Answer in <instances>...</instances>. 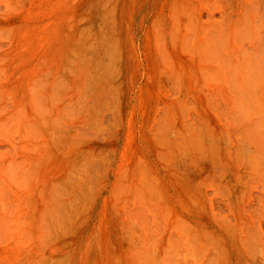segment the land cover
I'll use <instances>...</instances> for the list:
<instances>
[{
  "label": "rangeland",
  "instance_id": "rangeland-1",
  "mask_svg": "<svg viewBox=\"0 0 264 264\" xmlns=\"http://www.w3.org/2000/svg\"><path fill=\"white\" fill-rule=\"evenodd\" d=\"M0 264H264V0H0Z\"/></svg>",
  "mask_w": 264,
  "mask_h": 264
}]
</instances>
